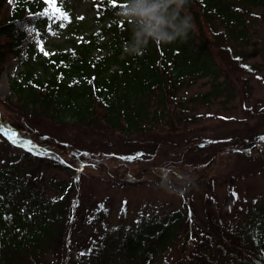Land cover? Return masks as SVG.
<instances>
[{"label": "trees", "instance_id": "trees-1", "mask_svg": "<svg viewBox=\"0 0 264 264\" xmlns=\"http://www.w3.org/2000/svg\"><path fill=\"white\" fill-rule=\"evenodd\" d=\"M57 5L65 10L62 3ZM91 7L95 29L68 48L50 50L41 47V42L47 36L48 18L55 13L48 10L44 0H0V70L11 60L21 66L18 77L9 80L8 98L18 104L23 116L41 117L58 126L126 135L146 133L158 126L176 130L195 121L197 115L189 104H207L226 93L229 99L233 97L235 87L227 67L247 73L256 68L246 61L256 54L241 52L238 47L248 46L251 39L255 43V24L264 20V0H190L187 10L195 28L188 39L167 45L150 42L141 56L123 53L131 29L116 15L123 7L122 0H115V6L109 0H92ZM55 19L50 26L53 30L62 26L57 16ZM203 78L212 80L207 92L189 98L180 94ZM8 147L18 157L6 159L9 151L0 152L6 155L0 159L4 164L0 167V264H57L71 181L55 183L59 193L43 198L34 187L40 176L39 164L45 162L43 157L12 143ZM261 149L258 143L254 151ZM42 153L52 158L46 160L53 167L74 172L83 165L96 166L122 184L133 185L140 180V174L108 169L99 160L67 159L54 150ZM25 162H31L34 169L24 170ZM213 163L210 159L198 169L199 179L208 180ZM124 164L117 166L126 168ZM171 170L183 180L197 172ZM145 172H158L160 184L166 179L163 175L170 173L157 167ZM261 214V207L251 212L256 221ZM184 222L181 212L175 211L163 223L124 234L117 245L108 240L89 249L78 262L151 264L170 249ZM254 231L262 236L254 240L257 253L235 258L229 264H264V227L255 226ZM200 259L198 264H215L209 257Z\"/></svg>", "mask_w": 264, "mask_h": 264}, {"label": "rangeland", "instance_id": "rangeland-1", "mask_svg": "<svg viewBox=\"0 0 264 264\" xmlns=\"http://www.w3.org/2000/svg\"><path fill=\"white\" fill-rule=\"evenodd\" d=\"M57 2L64 5L71 22L59 24L53 30L50 26L55 23L56 15L49 16L47 36L41 42L45 49L68 48L95 29L92 0ZM48 9L54 11L50 5ZM253 40L255 43L251 39L248 46L238 47L241 52L256 54L246 60L256 67L253 73L226 69L235 87L231 99L226 93L207 104L200 101L189 104L197 115L195 121L176 130L158 126L146 133L129 135L58 126L41 117L23 116L18 104L8 98L9 80L18 77L21 66L15 60L3 65L0 152L9 153L7 157L1 153L0 159L18 157L8 147V141L13 142L17 136L22 145H33L27 146V153L40 155L46 162H40V176L34 186L43 198L59 193L55 183L71 181L57 264H79L81 253L94 250L108 240L117 245L124 234L163 223L175 211L181 212L185 224L179 227L170 249L161 252L151 264H198L201 256L211 258L215 264H229L235 258L257 253L254 240L262 236H257L254 228L264 227V139H261L264 137V20L255 24ZM211 83L210 78L196 80L180 94L189 98L207 92ZM257 142L262 149L254 151ZM42 150L62 152L67 159L99 160L108 169L140 174V180L133 185L122 184L117 177H110L96 166L83 165L74 172L53 167ZM210 159H214L215 167L210 168L208 180L199 179L198 169ZM52 162L59 164L55 159ZM121 163L126 168L117 166ZM154 167L168 169L170 173L163 175L166 179L162 184L167 181L177 187L185 180L172 174L171 168L197 172L183 195H170L161 187L158 172H145ZM33 169L31 162H25L24 170ZM255 207L262 208L257 221L251 215Z\"/></svg>", "mask_w": 264, "mask_h": 264}, {"label": "clouds", "instance_id": "clouds-1", "mask_svg": "<svg viewBox=\"0 0 264 264\" xmlns=\"http://www.w3.org/2000/svg\"><path fill=\"white\" fill-rule=\"evenodd\" d=\"M122 3L116 15L131 29V39L123 47L125 55H143L150 42L167 45L186 41L195 28L187 10L190 0H122ZM189 182L190 178L185 177L181 187L167 181L161 187L170 195H183Z\"/></svg>", "mask_w": 264, "mask_h": 264}, {"label": "snow or ice", "instance_id": "snow-or-ice-1", "mask_svg": "<svg viewBox=\"0 0 264 264\" xmlns=\"http://www.w3.org/2000/svg\"><path fill=\"white\" fill-rule=\"evenodd\" d=\"M44 2L46 4L52 6L55 15L61 20L62 26H63V23L71 22L67 12L65 10H62L57 5V0H44ZM101 2H103V0H101ZM109 3H111L115 6V0H109ZM79 19H83V18L80 17ZM261 139H264V137H262ZM128 159H135V157H129ZM233 195L235 196V193H233ZM81 255H84V253H81Z\"/></svg>", "mask_w": 264, "mask_h": 264}]
</instances>
